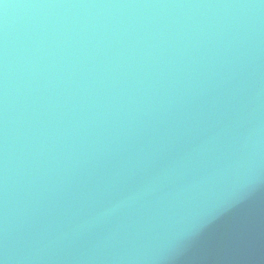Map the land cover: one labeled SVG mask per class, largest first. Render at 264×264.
Wrapping results in <instances>:
<instances>
[{"label":"water","instance_id":"1","mask_svg":"<svg viewBox=\"0 0 264 264\" xmlns=\"http://www.w3.org/2000/svg\"><path fill=\"white\" fill-rule=\"evenodd\" d=\"M0 264H264V0H0Z\"/></svg>","mask_w":264,"mask_h":264}]
</instances>
